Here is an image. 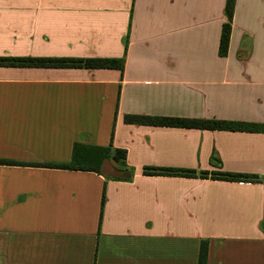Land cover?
Here are the masks:
<instances>
[{
  "label": "crops",
  "instance_id": "0c3cea01",
  "mask_svg": "<svg viewBox=\"0 0 264 264\" xmlns=\"http://www.w3.org/2000/svg\"><path fill=\"white\" fill-rule=\"evenodd\" d=\"M224 7L0 0V57L124 59L122 71L0 67V160L66 163L75 143H111L128 170L114 180L0 165V264H199L202 242L205 264H264V133L124 122L264 124V0H235L220 56ZM144 167L258 180L148 176Z\"/></svg>",
  "mask_w": 264,
  "mask_h": 264
},
{
  "label": "trees",
  "instance_id": "16d2710c",
  "mask_svg": "<svg viewBox=\"0 0 264 264\" xmlns=\"http://www.w3.org/2000/svg\"><path fill=\"white\" fill-rule=\"evenodd\" d=\"M235 0H225L224 15L226 22L219 42V55L224 56L229 39V29L233 16ZM0 67L11 68H83V69H115L122 71L124 68V59L112 58H92V59H71V58H15L0 57ZM124 122L133 125H146L156 127L169 128H187L208 131H230V132H262L264 133V124H251L242 122H227L222 120H205L194 118H173V117H157L144 115H126ZM126 152L122 149L112 147L110 143L106 147L85 145L75 143L72 147V154L69 162L66 163H26L14 162L8 160H0V165L48 168L72 171L92 172L102 175V167L104 163H110L116 167L117 175H113L111 179L126 180L125 173L128 172L126 166ZM115 165V166H114ZM143 174L148 176H179V177H199L206 179L207 177L227 180V181H257V176L236 174L227 172H199L187 169L174 168H155L144 167ZM104 197L102 196V205ZM207 243L202 242L199 250V264L206 262Z\"/></svg>",
  "mask_w": 264,
  "mask_h": 264
},
{
  "label": "rangeland",
  "instance_id": "374dc122",
  "mask_svg": "<svg viewBox=\"0 0 264 264\" xmlns=\"http://www.w3.org/2000/svg\"><path fill=\"white\" fill-rule=\"evenodd\" d=\"M216 116L221 117V115H216ZM115 168L116 167H113V166H110V165H107L106 163H104V165L102 167V173L108 174L110 176L116 175V173L114 172L115 171Z\"/></svg>",
  "mask_w": 264,
  "mask_h": 264
}]
</instances>
